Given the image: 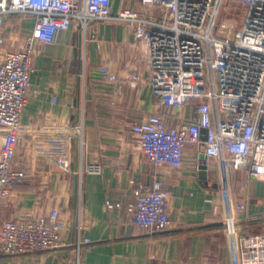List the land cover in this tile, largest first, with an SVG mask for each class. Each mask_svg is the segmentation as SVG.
Listing matches in <instances>:
<instances>
[{"label":"crops","instance_id":"1","mask_svg":"<svg viewBox=\"0 0 264 264\" xmlns=\"http://www.w3.org/2000/svg\"><path fill=\"white\" fill-rule=\"evenodd\" d=\"M110 2L114 12L120 5L141 7L139 0ZM33 27L32 17L9 15L0 58L18 50ZM33 63L34 93L21 116L20 148L13 161L27 177L9 199L0 201V226L10 220L34 221L58 209L66 223L64 245L31 255H3L0 264H231L218 164L200 169L202 163L189 146L180 169L153 165L134 139L133 122L159 113L168 125L178 126L194 108L159 103L148 85L143 50L125 24L91 20L86 34L73 24L55 43L37 42ZM101 65L118 76L116 94L113 84L101 78ZM77 123L82 125L81 137L72 131ZM45 141H64L75 170L99 161L101 172L62 174L36 151ZM158 181L171 194L170 225L154 233L133 223L126 204L134 200L138 186L152 188ZM230 197L241 234L264 232V178L235 171ZM107 200L122 206L108 210ZM239 204L242 209H237Z\"/></svg>","mask_w":264,"mask_h":264},{"label":"built area","instance_id":"2","mask_svg":"<svg viewBox=\"0 0 264 264\" xmlns=\"http://www.w3.org/2000/svg\"><path fill=\"white\" fill-rule=\"evenodd\" d=\"M225 1L139 0V9L120 5L114 12L110 0H0V47L9 15L34 20L24 44L0 58V201L9 199L27 177L13 161L20 148L21 116L34 93L31 75L37 42L55 43L73 24L86 34L91 20L123 22L143 50L148 85L159 103L194 108L178 126L168 125L159 113L133 122L140 151L153 165L167 164L175 170L183 166L189 146L198 163L208 167L215 161L225 197L223 231L231 264H264V232L241 234L230 197L235 171L264 178V0H238L245 10L238 30L219 21ZM99 71L116 94L118 76L106 65ZM72 131L81 137L82 125L75 124ZM68 137L69 133L62 136ZM63 144L41 142L36 151L64 175L101 172L99 161L75 170ZM170 195L161 181L152 188L138 186L134 200L126 204L133 223L145 231H166ZM105 206L116 210L122 205L107 200ZM65 225L58 209L26 223L6 221L0 226V256L54 251L64 245ZM81 229L79 223V236Z\"/></svg>","mask_w":264,"mask_h":264},{"label":"rangeland","instance_id":"3","mask_svg":"<svg viewBox=\"0 0 264 264\" xmlns=\"http://www.w3.org/2000/svg\"><path fill=\"white\" fill-rule=\"evenodd\" d=\"M245 14V10L238 0H226L224 7L220 13L219 21L232 24L233 30H238L241 26ZM52 165H54L52 163Z\"/></svg>","mask_w":264,"mask_h":264},{"label":"water","instance_id":"4","mask_svg":"<svg viewBox=\"0 0 264 264\" xmlns=\"http://www.w3.org/2000/svg\"><path fill=\"white\" fill-rule=\"evenodd\" d=\"M200 158H201V159H204V155H203V153L200 155ZM200 169H202V170H206L207 167H206V165L202 164L201 167H200Z\"/></svg>","mask_w":264,"mask_h":264}]
</instances>
